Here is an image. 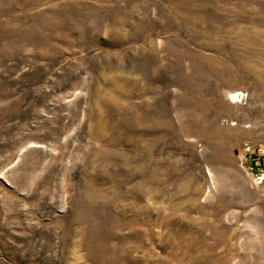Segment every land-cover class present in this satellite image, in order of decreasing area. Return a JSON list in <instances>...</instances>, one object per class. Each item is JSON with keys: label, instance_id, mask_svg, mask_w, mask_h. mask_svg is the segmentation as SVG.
<instances>
[{"label": "rangeland", "instance_id": "rangeland-1", "mask_svg": "<svg viewBox=\"0 0 264 264\" xmlns=\"http://www.w3.org/2000/svg\"><path fill=\"white\" fill-rule=\"evenodd\" d=\"M0 264H264V0H0Z\"/></svg>", "mask_w": 264, "mask_h": 264}]
</instances>
